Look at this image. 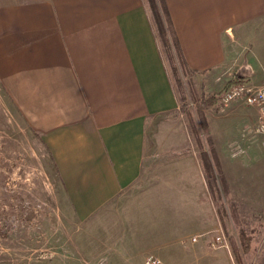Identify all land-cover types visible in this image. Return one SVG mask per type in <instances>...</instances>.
Returning a JSON list of instances; mask_svg holds the SVG:
<instances>
[{
	"label": "crops",
	"instance_id": "0c3cea01",
	"mask_svg": "<svg viewBox=\"0 0 264 264\" xmlns=\"http://www.w3.org/2000/svg\"><path fill=\"white\" fill-rule=\"evenodd\" d=\"M158 2L0 0V79L59 178L49 256L33 264H145L150 255L220 264L232 258L225 239L212 245L227 228L223 215L240 229L258 219L264 230L258 108L236 100L206 110L200 155L156 148L182 135ZM161 2L181 61L207 88L233 78L262 85L264 0Z\"/></svg>",
	"mask_w": 264,
	"mask_h": 264
},
{
	"label": "rangeland",
	"instance_id": "374dc122",
	"mask_svg": "<svg viewBox=\"0 0 264 264\" xmlns=\"http://www.w3.org/2000/svg\"><path fill=\"white\" fill-rule=\"evenodd\" d=\"M157 10L164 21L171 57L175 59L174 74L182 102L173 115L182 135L172 148H156L160 153L174 151L177 154H187L189 148H194L200 155V151L207 148L209 138L204 122L206 110L221 106L220 96L229 84L221 90L211 91L206 80L204 84L200 76L187 71L177 42L169 31L167 12L161 0ZM212 96H215V102H207ZM163 122L161 119L156 125H163ZM58 189V173L47 144L31 127L29 119L19 110L0 79V264H33L49 256L47 245L51 231L48 225L56 215ZM215 200L221 220L222 200ZM229 216L230 223L223 215L222 221L227 228L222 231L232 258L220 264H264L260 252L263 241L260 236L264 235V230L258 219L253 217L254 220L246 224L250 228L240 229L232 220L233 216ZM190 245V242L185 243V247ZM190 264L211 263L206 259Z\"/></svg>",
	"mask_w": 264,
	"mask_h": 264
},
{
	"label": "built area",
	"instance_id": "2783aa9c",
	"mask_svg": "<svg viewBox=\"0 0 264 264\" xmlns=\"http://www.w3.org/2000/svg\"><path fill=\"white\" fill-rule=\"evenodd\" d=\"M240 80L230 83L220 96L222 107H229L233 101L242 100L248 106H253L259 110V122L256 125V132L264 134V82L262 85H255L249 80L239 78ZM224 233L218 235L213 244H224ZM16 264H25L18 262ZM145 264H167L160 258L150 255L146 258Z\"/></svg>",
	"mask_w": 264,
	"mask_h": 264
},
{
	"label": "trees",
	"instance_id": "16d2710c",
	"mask_svg": "<svg viewBox=\"0 0 264 264\" xmlns=\"http://www.w3.org/2000/svg\"><path fill=\"white\" fill-rule=\"evenodd\" d=\"M167 23L169 24V27H170V30L169 31H170V33L172 35L173 40L177 42V37L175 35V31H174V28H173V24H172V21H171L170 17L168 16V13H167ZM177 45H178V42H177ZM238 80H240V79L239 78H233V79H231L228 82V84H230L232 82H235V81H238ZM215 100H216L215 99V96H212V97H210V98L207 99V102L208 101L209 102H215Z\"/></svg>",
	"mask_w": 264,
	"mask_h": 264
}]
</instances>
